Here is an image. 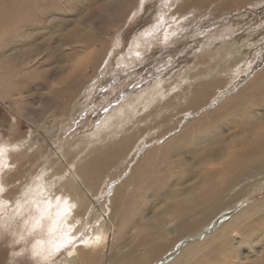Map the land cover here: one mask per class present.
Wrapping results in <instances>:
<instances>
[{
    "label": "rangeland",
    "instance_id": "obj_1",
    "mask_svg": "<svg viewBox=\"0 0 264 264\" xmlns=\"http://www.w3.org/2000/svg\"><path fill=\"white\" fill-rule=\"evenodd\" d=\"M227 1L146 0L143 3L142 0L24 1L30 10L37 5L34 12L38 14L40 12L42 14L43 10H49L52 19L50 25L55 29L50 30L51 33L49 30L47 32L40 30L41 33L36 38L26 40L18 38L16 40H22V42L16 41L12 48L5 47L7 42L0 45V56L12 54L11 57L19 58L17 61L6 64L7 69L3 71V73L6 72L2 78L9 90V98L6 101L0 99V143L18 144L21 150L31 143L34 145L27 156L24 155L22 162L11 164L12 173L20 172H17L19 173L17 184H11L8 192L22 183L29 182L32 179L31 176L42 175L43 167L48 164L45 163L46 159L56 160L55 155L61 156L66 149L68 151L66 150L65 153L72 155L74 150H71V147H76L79 143L81 149L85 146L88 137L93 138L92 140L101 139L99 136L106 129L105 123L116 116L114 115L116 108L131 102L132 96L146 90L147 86L161 75L163 80L165 79L164 86L176 80L180 82L163 98L159 97L160 102L154 101L144 112L147 114H139L137 122L130 125L128 131L113 139L114 141L108 140L105 144L95 142L94 145L92 144L94 147L90 146L92 149L89 148L91 150H88V154L82 156L84 158L78 168L82 169L89 164L90 170L94 172L90 178L100 179L98 181L101 183L100 193L95 195V204L85 213L83 220L79 223L75 221L77 224L73 230L82 228L81 232L76 234V238L64 244L65 246L46 256H42L41 253L44 250L41 248L31 251L35 239L48 237L41 233L42 229L26 234L25 228H20L23 221L30 218L31 209L26 210V207H34L32 213L37 218L40 215L38 206L25 203L21 215L18 216L19 212L13 214L14 210L10 203H3L5 208L0 209V264H64L71 251L84 247L83 244L87 245L86 242H89L88 240L92 237L93 227L97 228L101 223L97 219L92 222L93 225L91 223L96 211L92 209L94 206L100 211L101 207L106 209L107 212H103L106 224L112 227L110 235L114 245H110L111 249L103 253L106 256L105 259L117 253L120 247L127 245L125 241H128L131 245H136L134 259L128 264H138L154 252L156 247L169 248L171 242L178 240L176 234L178 229L172 226L167 228L168 234L161 228L163 232L153 244L136 238V234L138 231H144L143 224H153L155 216L162 215L164 210L172 205L173 201L169 195L179 194L193 182H197L199 159L207 144L226 150L242 142L241 134L252 119L248 111L242 108V105L226 113L222 111L225 113V118L217 122L222 114H220L221 111L218 114L216 110L243 92L253 79L264 71V19L259 20L264 16V3L258 7L246 5L248 8L242 5L241 10L234 8L226 13L222 8ZM166 4H170V7L165 6ZM185 9L191 12L186 13ZM175 12L178 15L185 14L186 19L177 40H170L173 45H167L163 40L165 31L173 26L169 21L166 25L167 29H159L155 34L154 45L146 48L135 64L126 69L118 66V61L123 57L130 60L127 54L132 49L136 37L147 32L149 28L155 27L161 14L173 15ZM183 19L177 17L174 22L182 23ZM38 21L42 22V25L45 24L41 19ZM190 21L193 23H189ZM258 23L261 25L258 26ZM230 29L233 32H229ZM257 34H260L261 42L255 50L251 51L249 60L239 55L232 58L223 54L227 50L228 41L230 47H233L237 43L242 44L247 41L249 43L251 39L254 40L259 36ZM62 41L65 42L67 50L58 52L57 47ZM46 43L54 48L53 51L56 52L58 60L39 57L38 53ZM176 48L180 49L181 58L178 56L172 60L176 54ZM254 51H257V54ZM211 53L215 54L212 59L208 58ZM1 66L0 63V68L3 67ZM192 66H197V69ZM71 67L75 71L80 67L81 75L76 79L80 87L68 92L70 97L75 96L68 102L67 93L57 94L56 89L65 85L67 77L71 80L74 72ZM243 69L248 71L243 73ZM240 72L241 74L238 75ZM80 91L88 93H85L84 99L76 97L77 92ZM201 92H205L204 95H200L198 100L193 101L195 94ZM82 95L84 96V92ZM11 98L12 101L17 98L18 108L9 106L8 101H11L9 100ZM260 102L264 104V99ZM209 116L212 118L209 119ZM255 116L262 118L264 122V107L256 111ZM206 118L208 121L203 123ZM200 120H203V124H200L199 131L203 132L210 124H213L214 134L208 135L205 143L193 146V149L181 148L175 151V148L181 144L176 143L179 138ZM214 122L217 123L214 124ZM243 136L244 141L250 140L247 135ZM32 138L36 141L31 140ZM170 142H173L171 144L173 146L163 152L170 153L169 162L173 164L171 174L163 169L164 162L160 158L152 157L143 162L147 152L164 148ZM127 145L129 148L125 155L116 156L120 149ZM261 147L264 151L263 142ZM106 161H113V165H109ZM159 169L163 170L159 171ZM162 178L164 180L161 182ZM258 182L261 183H255L257 185L255 190L238 204L236 203V206L227 212L228 215L216 218L219 224L239 214L245 207L251 206L252 217L239 224L242 230L245 228L244 230L248 231V234L252 231L254 238L260 237L255 250H252L247 243L238 245L234 239L228 240L224 246V248L233 246L229 251L222 249L219 246L225 243V237L220 232L217 234L216 229L209 233L208 239H206L207 236L201 237L200 242L205 244V247L198 254L196 252L192 254L195 259L189 264H264V244L262 243L264 240V174L259 175ZM140 183L143 184L142 188L144 187L141 197L137 196L136 192V187L138 188ZM242 186L237 187L236 190ZM23 188L24 186L19 188V191ZM236 193H233L231 197ZM4 194L5 191L2 189L1 198ZM227 201L229 196L222 200V204ZM141 202L144 204V213L139 208ZM123 205L130 207L125 214V222L121 223L118 215ZM15 216H18L16 220ZM203 219L199 216L194 217L188 221V224L200 223ZM239 224L236 226H240ZM63 228L65 227H61ZM130 239L134 241L130 242ZM43 246L49 248L50 244L45 243ZM227 252L232 253L231 258L225 256Z\"/></svg>",
    "mask_w": 264,
    "mask_h": 264
},
{
    "label": "bare ground",
    "instance_id": "obj_2",
    "mask_svg": "<svg viewBox=\"0 0 264 264\" xmlns=\"http://www.w3.org/2000/svg\"><path fill=\"white\" fill-rule=\"evenodd\" d=\"M24 1L25 0H0V45H2L3 42H7L5 44V47L12 48L15 45L16 41L22 42V40H26L28 38H36L38 35H40L41 31L47 32L49 30V33H51L50 30L53 31L55 29V27L50 25L52 19L50 17L49 10H43V13L41 14L40 12V15L34 12V10L36 11L37 9V5L30 10L29 7L24 4ZM144 1L146 0H142V3ZM263 3L264 0H228L224 4L222 9L227 13L234 8L241 10L242 5L243 7H251V5H253L252 7H258L260 5H263ZM165 6L170 7V4H166ZM39 10L42 11L41 9ZM248 11L250 12L251 10L249 9ZM184 12L188 13L191 11L185 9ZM169 13L171 14V12ZM252 13H254V11ZM170 14H161L158 17L159 22L155 27L149 28L147 32H143L141 36L136 37L134 43L132 44V49L129 50V53L127 54L130 60L128 61L125 57H123L122 59H120V61H118L119 67H124V69H126L135 64V61L143 55V51L153 44V41L156 38L155 34L159 31V29H167L166 25L169 23V21L171 22V24H173V26L165 31L163 40L167 45H173L170 40H177V37L180 36L182 28H184L185 26L184 21L186 19V16L182 13L178 15L177 12H175V14L173 15ZM177 17H182V19L184 18L182 23L174 22L175 18ZM38 19H41L45 24L42 25V22L39 23ZM260 19H264V16L260 17L259 20ZM189 23L193 22L190 21ZM260 25L261 24H259L258 26ZM188 28L189 27H187V29ZM229 32H233V30L230 29ZM189 34L187 35V37L189 36ZM146 35H148V37H145ZM257 35L259 36H257L254 40H249V43L248 41L247 43L242 44L237 43L233 47H230L228 41L227 50L224 51L223 54H225V56H232V58L239 55L240 57H245V59L248 58L249 60L252 54L251 51L255 50V48H257L258 45H260L259 43L261 42L260 34ZM18 38L22 40H16ZM247 38H249V36ZM65 46V42L62 41V43H59L57 51L62 52V50L64 49L67 50ZM53 49L54 48H52L51 45L46 43L38 53V55L39 57L43 56L45 59L57 58L58 60L56 52L53 51ZM254 52L257 54V51ZM175 53L176 54L172 58V60H175L178 56L180 57V49L176 48ZM113 54L114 53H112V55ZM11 55L12 54L0 56V63L3 66H1L2 68H0V99L3 101L8 100L9 98V90L7 88V85H4V79L2 78L4 77V74L6 72L3 73V71L4 69H7L6 64L12 63L19 59L17 57H11ZM214 56L215 54L211 53L209 54L208 58L212 59ZM35 58L37 57L35 56ZM93 59H95V57H93ZM105 67L104 70L105 72H107ZM196 67L195 69H197ZM72 69L74 70V68ZM79 70H74L71 80H68L67 77L65 85L63 84L59 89H56L57 94L67 93L66 95L68 97V102L72 101L75 97H70L68 95V92L73 91L76 87L77 89L80 87L79 81L76 80L79 78V75H81V70ZM180 70H182V68ZM243 71V73H246V71L248 70L243 69ZM185 73L187 74V72ZM240 74L241 72L238 75ZM106 75L108 74L106 73ZM161 76L160 78L162 79H155L152 83H150V86H147L148 88H146V90L144 89L138 95L132 96L131 102H127L126 104H122L121 106L116 108L114 112V115L116 116L111 119L110 122L105 123L104 127H106V129L104 130V132H101V135L99 134L101 136H99V138L101 139L92 140L93 138L88 137L86 138V140H88L85 143V146H83L81 149L79 148L78 142V144L76 143L78 146L76 145V147L72 146V149L70 148L71 150H74V152L71 151L73 153L72 155H70V153H65L66 150L68 151V149H66L65 151H63L64 153H61V156L58 154L55 155L57 156L56 160L51 161L45 158V163L48 164L45 165L43 169L41 167V169L43 170L42 175H37L36 177L31 176L32 179L30 181L33 185H31L30 181L25 182L23 180V182L25 183H22L20 186H17V188H14L9 192L7 191L9 186L16 183V180L19 179V173L17 172L20 171H17L16 173L13 172V174L11 172L13 169L11 168L12 170H10L11 164L15 165L18 161L22 162V160L24 159V155L27 156V154L29 153L28 151L33 148V143H31L27 148H24L23 150L20 149L21 147H19L18 144L0 143V191H2V189L3 191H5V194L2 196L3 198H1L0 196V209L1 207L5 208V206H3V203H10L14 210L13 214L15 212H19L18 216H20L21 211L23 210V205L25 203L30 206L37 205L40 215L35 218L32 213V209H34V207H26V210L31 209L30 218L25 219L20 228H25L24 232L26 234L31 233L35 230L42 229L41 233L48 235L47 238L35 239L33 245L31 246V251L32 249L38 250L39 248H41L44 250L43 253H41L42 256L52 254L53 251H57L60 249V247L65 246L64 244L68 243L69 240L76 238V234H79V232H81L82 228H78L76 231L73 230L75 224H77L75 223V221H77L78 223L82 221L85 213L89 210L90 207H92V205L95 204V195L97 193H100L99 190L101 186V183L98 182L100 179L97 178L98 172L96 173L97 180L90 178L94 172L90 170L89 164L82 169L78 168L79 163L82 162L84 158L82 156L89 152L88 150L92 149L91 147L95 142L98 141V143L100 142L102 144H105L106 141L120 137L123 132L128 131V127L130 125H134L137 122L136 120L139 114H147L144 112L148 110V108L154 101L160 102L161 99H159V97L163 98L166 93L170 92L175 87V85L180 82L176 80L173 83H167L169 85L164 86L163 83L165 79L163 80V76ZM197 79H199V77ZM94 90L98 91V89ZM82 92H84V96L82 95ZM82 92H77L76 97L79 96L80 98L84 99L86 91ZM204 93L205 92L195 94L194 98H191H193V101L198 100L200 95H204ZM262 99H264V71L258 74V76L253 79V82L243 92L235 96L234 99H232L230 102L225 103L220 109L216 110L218 111V114L219 111H221L220 114H222L221 117L218 118L217 122L220 121L221 118H225L224 114L227 111H232L241 105L242 108H245L246 111H248L249 116L252 117V119L241 134L242 138H240V140L242 142L237 146L228 147L226 150L220 149L218 147H212V145L209 146V144L204 147L202 156L199 159L200 166L197 170V182H193L190 187L186 188L179 194L175 193L169 195V198H172L171 200L173 201L172 205H169L168 208L164 210V213L162 215L155 216V222L153 224H143V233L138 231L136 234V238H140L142 241H148L153 244L156 239L162 234L163 230L166 231L167 228H170V226H172L174 229H178L176 233L178 240H174L173 242H171L169 248L156 247V249H154V252H152L146 258L143 257L144 259L139 261L138 264H189L190 261L195 259V256L192 254L194 252L198 254L199 251L203 250L205 247V244H202V242H200L201 237L207 236L206 239H208L209 233L216 229L217 234L220 232V234L222 233V236L225 237V243L219 246L222 249L229 251V249H231V247L233 246H227L225 248L224 246L226 245L228 240L233 241L234 239L235 243H237L238 245L247 243V245L252 250H255L256 243H258L260 237L254 238L252 231L248 234V231L244 230L245 228L242 230L241 225L239 224L241 222L244 223L243 221L249 220L252 217V215H250L252 213L251 206L245 207V209H243L239 214L233 216L230 219H226L219 224V220H217L216 218L218 216H221L222 218L225 217L226 215H228L227 212L234 208V206H236V203L238 204V202H240L243 198L249 196L257 186L255 185V183H259V175L264 174V151L263 147H261L262 142L264 143V122L262 121V118H258L255 116L256 111L264 107V104L260 102ZM9 100H11L8 101L9 106H15L16 108H18L19 103L17 98L13 99V101L12 98ZM222 111L225 113H222ZM144 116L146 117V115ZM209 117V119L212 118V116ZM202 121L203 120L198 121L191 130L187 131L183 136L179 138L176 143L180 142L181 144L175 148V151H178L181 148L193 149V146L205 143L207 141L206 138L208 137V135L214 134V130H212L213 124H210L205 131H199ZM206 121H208L207 118L204 119L203 123ZM217 122H214V124H216ZM196 131H198L199 133L194 134V132ZM243 135H247L250 140L244 141ZM31 140L36 141L33 138ZM173 142H170L164 148H156L155 150L147 152L143 158V162L148 161L152 157H157L155 159L160 158L164 162L163 169L171 174L173 164L172 162H169L170 153H164L163 151H167L170 147H172L173 145L171 144ZM36 143H38V141ZM128 148V145L121 148L119 154L116 156H124ZM60 149L62 148L60 147ZM66 157H68V159ZM106 162L111 166L113 165V161ZM20 169L22 168L20 167ZM163 169H159V171ZM82 172L84 174H82ZM163 180L164 179L162 178L161 182ZM245 183L248 184L245 185ZM22 186H24L23 190L19 191V188H21ZM142 186L143 184L140 183L139 187H136L137 196L139 197H141V191L144 188H142ZM239 186L242 187L239 190H236V188ZM38 187H42V189H38ZM235 192L237 193L231 197V195ZM16 195H18V197H16ZM228 196L229 201L222 204V200ZM143 205V202L139 203V208L144 213ZM75 207H77V210H75ZM129 207V205H123L121 212L119 211L118 219L121 223L125 222V214L128 213ZM92 209H95L96 211L94 217L91 220V223L95 219L100 220L101 223L97 228L93 227L92 237L88 240L89 242H86L87 245L83 244L85 248L80 247L71 251L64 264L130 263L131 260L134 259L133 256L136 254V245H131L130 243H128V241H125L127 245L120 247L117 253L111 254V256L105 259L106 256L103 253L111 249L110 245H114V243L111 242L110 235L112 232V227H108V225L106 224V217L104 216L103 212L105 213L107 211L104 207H101V211L95 206ZM18 216H15V220L18 218ZM198 216L204 218L200 223H193L192 225L188 224V221ZM72 218L73 220H71ZM238 224L240 226H236ZM63 226L65 228L61 229V227ZM58 231L61 232L59 233ZM166 233L168 234L167 231ZM132 241L134 240L130 239V242ZM45 243L50 244V247L45 248L43 246V244ZM262 243L264 244V240L262 241ZM225 256L227 258H231L232 253L227 252V255L225 254Z\"/></svg>",
    "mask_w": 264,
    "mask_h": 264
}]
</instances>
